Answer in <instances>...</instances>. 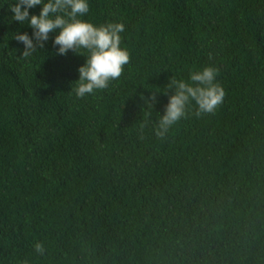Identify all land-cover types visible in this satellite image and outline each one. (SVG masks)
I'll list each match as a JSON object with an SVG mask.
<instances>
[{
	"label": "trees",
	"instance_id": "1",
	"mask_svg": "<svg viewBox=\"0 0 264 264\" xmlns=\"http://www.w3.org/2000/svg\"><path fill=\"white\" fill-rule=\"evenodd\" d=\"M14 2L0 0V264H264V0H87L82 19L125 26L130 62L82 99L85 58L56 55L55 33L19 58L32 29ZM206 66L223 103L156 139L171 93L144 100Z\"/></svg>",
	"mask_w": 264,
	"mask_h": 264
},
{
	"label": "clouds",
	"instance_id": "2",
	"mask_svg": "<svg viewBox=\"0 0 264 264\" xmlns=\"http://www.w3.org/2000/svg\"><path fill=\"white\" fill-rule=\"evenodd\" d=\"M36 6H40L39 14L30 15L29 9ZM8 11L13 13L11 20L21 25L26 23L32 29L31 37L27 33H15L13 37L24 46L19 58L27 59L37 52V48L42 49L52 33H55L52 43L57 49L56 55L72 52L85 58L84 64L77 69L78 80L71 85V92L77 99L107 89L111 81L122 76L124 66L130 62L128 50L121 47L120 34L125 26L112 22L95 26L82 19L89 11L87 0H15L8 5ZM217 76V68L206 66L191 71L188 81L170 77L164 92L150 93L144 100L148 107L156 103L157 94L171 93L164 114L152 128L156 139L163 141L174 125L190 115L201 118L215 114L226 95ZM145 126H141L142 133ZM140 139H144L143 134ZM33 248L37 255L45 252L42 242H35Z\"/></svg>",
	"mask_w": 264,
	"mask_h": 264
}]
</instances>
